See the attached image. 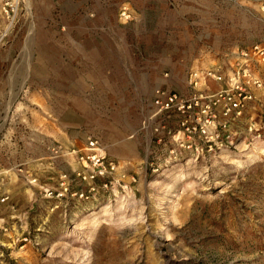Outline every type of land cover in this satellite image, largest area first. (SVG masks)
I'll list each match as a JSON object with an SVG mask.
<instances>
[{"label": "rangeland", "instance_id": "rangeland-1", "mask_svg": "<svg viewBox=\"0 0 264 264\" xmlns=\"http://www.w3.org/2000/svg\"><path fill=\"white\" fill-rule=\"evenodd\" d=\"M254 45L264 0H0V264H264V89L188 83Z\"/></svg>", "mask_w": 264, "mask_h": 264}, {"label": "built area", "instance_id": "built-area-1", "mask_svg": "<svg viewBox=\"0 0 264 264\" xmlns=\"http://www.w3.org/2000/svg\"><path fill=\"white\" fill-rule=\"evenodd\" d=\"M238 55L240 59L236 70L225 73L219 69H210L201 73L191 71L189 74L188 83L190 89H211L206 78H210L218 84L216 89H232L231 92L222 90L217 95H214L215 97L213 96L215 98L213 103L218 102L220 97L224 101V106L222 107L224 116L231 113L240 114L243 106L241 100L252 97V93L248 89H264L263 81L252 73V65L255 61L257 63L264 61V47L254 45L250 48H243L240 49ZM167 89L170 88L157 86L154 90L153 102L159 107L160 111L176 109V111L184 113L194 108H199L202 104L199 93L194 92L190 97L182 98L177 92ZM207 107H209V104H207ZM188 119L191 123L194 121L193 128L200 127L197 121L199 119L198 116L189 117ZM188 119L185 118L181 124L183 126L186 125ZM186 128H188V125H186ZM89 144L90 148L81 154L79 158L92 167V171L89 174L90 179L110 173L115 167L114 162L107 158L104 153L93 151L95 141L91 140ZM63 189L66 191L67 187L64 186Z\"/></svg>", "mask_w": 264, "mask_h": 264}]
</instances>
